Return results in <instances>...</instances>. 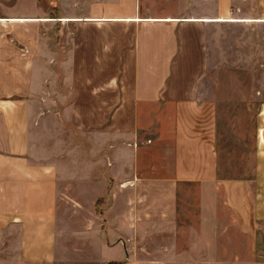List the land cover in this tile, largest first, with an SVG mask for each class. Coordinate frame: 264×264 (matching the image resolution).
I'll return each mask as SVG.
<instances>
[{
    "label": "crops",
    "instance_id": "crops-1",
    "mask_svg": "<svg viewBox=\"0 0 264 264\" xmlns=\"http://www.w3.org/2000/svg\"><path fill=\"white\" fill-rule=\"evenodd\" d=\"M225 77L254 103L232 166ZM194 184L218 191L241 236H264V0H0V264H69L66 213L92 205L105 229L73 236L106 239L74 247V264H135L127 242L172 221Z\"/></svg>",
    "mask_w": 264,
    "mask_h": 264
},
{
    "label": "rangeland",
    "instance_id": "rangeland-1",
    "mask_svg": "<svg viewBox=\"0 0 264 264\" xmlns=\"http://www.w3.org/2000/svg\"><path fill=\"white\" fill-rule=\"evenodd\" d=\"M259 63V60L255 63L258 70L262 68ZM236 64V61H226L225 69L236 68ZM241 66L253 67V64L241 62ZM261 81L258 76L256 83L259 85ZM236 82L239 85L242 79L236 78ZM233 84L232 77H225L221 83L224 96L218 102V131L219 136L223 137L221 142H224L230 155L239 156L238 163L232 159L228 161L231 166L245 161L249 153L254 105L245 95L233 99ZM248 104H252L251 107ZM238 171L240 168H226L229 177L238 175ZM97 187L95 192L101 193ZM167 195L149 198L154 202L152 207L158 211L168 208L172 199L168 192ZM98 208L95 205L85 207L76 220L73 215L66 213L65 224L66 228H70V234L64 237V260L69 264L79 260L73 252L74 247H80L83 252L88 250L89 243L96 246V240L99 245V241L106 239L98 236L74 237L72 233L83 227L97 231L105 229L104 216ZM114 208L122 210L121 205H114ZM142 233L127 242L133 247L131 259L135 264H264V236L257 237L255 241L241 236L235 230L232 217L224 208L218 191L209 186H180L172 221L153 224ZM116 239L120 238H113L112 241L118 242Z\"/></svg>",
    "mask_w": 264,
    "mask_h": 264
}]
</instances>
